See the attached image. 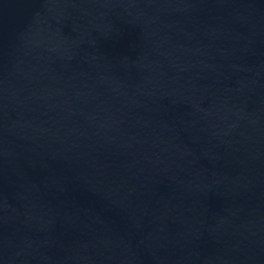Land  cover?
<instances>
[{"label":"water","instance_id":"water-1","mask_svg":"<svg viewBox=\"0 0 264 264\" xmlns=\"http://www.w3.org/2000/svg\"><path fill=\"white\" fill-rule=\"evenodd\" d=\"M0 264H264V0H0Z\"/></svg>","mask_w":264,"mask_h":264}]
</instances>
